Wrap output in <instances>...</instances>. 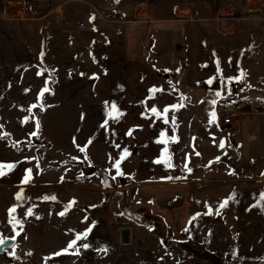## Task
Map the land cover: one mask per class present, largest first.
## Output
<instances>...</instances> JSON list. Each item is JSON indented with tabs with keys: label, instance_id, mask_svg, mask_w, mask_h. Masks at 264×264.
I'll list each match as a JSON object with an SVG mask.
<instances>
[{
	"label": "rangeland",
	"instance_id": "1",
	"mask_svg": "<svg viewBox=\"0 0 264 264\" xmlns=\"http://www.w3.org/2000/svg\"><path fill=\"white\" fill-rule=\"evenodd\" d=\"M4 1L0 154L9 146L4 158L14 167L0 177V239L15 243L0 264H81L102 249L123 254L127 246L120 244L118 228L144 216L155 232L138 240L134 230L136 242L124 258H137L145 247L176 256L188 252L197 264H264V96L248 81L256 84L264 65L241 64L233 77L218 72L211 87L194 81L184 87L163 64V40L156 44L158 67L146 63L139 81L123 82L113 54L124 50L114 42L124 34L125 19L143 18L147 0H22L24 13L12 4L3 14ZM249 1L232 16L264 9L255 0L256 10L247 12ZM42 89L47 91L39 96ZM239 98L250 102L252 113L241 116L232 132L212 129L220 104ZM132 101H138V118L119 111ZM180 104L185 111L171 108ZM169 158L171 168L164 162ZM124 186H130L126 193ZM160 186L170 190L154 193ZM168 198H176L172 219L179 224L164 234L154 207L164 211Z\"/></svg>",
	"mask_w": 264,
	"mask_h": 264
},
{
	"label": "crops",
	"instance_id": "2",
	"mask_svg": "<svg viewBox=\"0 0 264 264\" xmlns=\"http://www.w3.org/2000/svg\"><path fill=\"white\" fill-rule=\"evenodd\" d=\"M170 1L147 0L148 3H144L146 4L145 14L142 16L145 20L142 21V18L137 22L130 23L128 22L129 19H125L126 22H123L124 25L122 27L124 34L119 36L118 40L114 42V44L118 43L119 46L122 45L124 50H120L118 55L116 53L113 54L116 57L117 69L122 68L124 70L122 76L119 75L117 80H122L123 82L129 80L139 81V72L146 63L157 66L158 51L156 50V44L163 42V40L166 43L165 51L160 54L164 58L163 64H165L166 68H169L168 71L174 75L175 79L178 78V81L184 87H189L190 81H194L197 84L204 82L208 84V87H211L217 82L218 72L221 74L223 72L228 77H233L239 73L238 70H240L241 64L247 68L248 66L264 65V9L252 17L237 16V18H234L232 15L243 4V0H177L174 4L170 3ZM260 1L264 2V0ZM260 1L258 0V2ZM117 11L120 12V10ZM135 16L138 15L135 13ZM120 18L123 19L124 17L121 16ZM127 70L131 72L127 73ZM263 74L264 69L261 75L258 76L256 84L255 80L248 78L249 87L256 88L259 96H264ZM205 91L209 92L208 89ZM132 102L133 105L131 104L128 109L125 106L119 111L131 112L132 116L133 112H136V118H138V101L136 104H134V101ZM179 111H185V108L182 109L180 107ZM132 116H129V118L133 119ZM152 122L148 120V125L155 128L152 126ZM149 123L152 124L150 125ZM243 124L244 122L242 123L240 120L237 124V130ZM177 125L183 127L182 124ZM201 126L203 127L202 124ZM171 127V125L166 126L169 130ZM212 129L215 131L224 129V131L229 133L232 132L233 128L231 126L223 128L220 126L219 121H215ZM1 144L3 143L0 142ZM5 147H1L3 152L0 154V160L2 159L0 163L8 165L9 159L5 160L4 151L9 153L10 148L9 146ZM6 168H3L4 175H0L3 179L9 175L7 173L8 168ZM129 187L124 186L121 189L126 193ZM169 190V186L167 188H161L160 186L154 189L153 192L160 193L168 192ZM153 197L155 196L150 197V199L152 200ZM179 198L181 199V196ZM172 199L176 198H168L167 202L162 205L164 206L162 207L165 209L164 211L159 210L158 204L154 207L157 210L155 215L161 216L159 221L162 223L164 234L166 229L170 230L179 224L172 219V202L176 201ZM183 201H186L185 198ZM150 211L153 215L152 207ZM150 219L149 216H144L141 221L137 220V225L132 221L130 222L132 240L130 244L126 245V250H122L123 254H120V251H116L112 253V256H109L108 252L102 249L105 254H102L103 252L101 251L97 254L94 261L81 264H197L192 259L193 255L188 252L176 256L171 250L170 253L167 252L168 249L151 251L145 247L136 254L135 257L137 258L132 255L124 258V252L131 249L136 242L133 234L134 230L138 233V240H144L145 238L143 237H149V232H155L154 227L148 226ZM184 222L185 217L181 222L182 225ZM122 226L120 225V227ZM157 237L159 238L160 235L156 234Z\"/></svg>",
	"mask_w": 264,
	"mask_h": 264
},
{
	"label": "built area",
	"instance_id": "3",
	"mask_svg": "<svg viewBox=\"0 0 264 264\" xmlns=\"http://www.w3.org/2000/svg\"><path fill=\"white\" fill-rule=\"evenodd\" d=\"M14 4L13 7H18L17 10H21L24 13V2L22 0H6L2 3L1 8H3V14L7 13V10H11V5ZM255 0H251L245 4V9L247 12H252L256 10ZM21 13V15H23ZM15 15V14H14ZM20 15V16H21ZM250 102L246 99H235V100H228L222 102L218 107V121L221 127L225 126H233L235 122H238L241 116L251 114L250 111ZM78 257L69 260V263H73L76 261Z\"/></svg>",
	"mask_w": 264,
	"mask_h": 264
},
{
	"label": "snow or ice",
	"instance_id": "4",
	"mask_svg": "<svg viewBox=\"0 0 264 264\" xmlns=\"http://www.w3.org/2000/svg\"><path fill=\"white\" fill-rule=\"evenodd\" d=\"M39 74H40V73H38V75H39ZM230 79H231V78H230ZM209 83H211V81H209ZM45 91H47V89H42V90H41V93L39 94V96H42L43 93H44ZM150 91H151V92H155V91H157V90H156V89H150ZM217 95H219V93H217ZM38 98H39V97H38ZM212 103L214 104L215 101H212ZM182 106H183L182 104H180V105H172L171 108H172V109H177L178 107H182ZM33 107H35V105H34ZM112 108H113V111H115V105H114V104L112 105ZM168 111H169V108L166 107V108L164 109V112L167 113ZM152 112L155 113V114H157V115H159V113L157 112V109H155V108L152 109ZM109 115H111V113H110ZM117 115H119V114H117ZM211 115L213 116V118H215V113H214V112H213ZM114 118H115V117H114ZM167 122H168L167 119H165V123H167ZM210 123H211V121H210ZM129 134H131V132H130ZM32 135H36V133H33ZM161 135H163V133H162ZM157 142L160 143L161 141H157ZM117 147H118V146H117ZM220 147H221V148L224 147V143H223V141L220 142ZM80 150H81V151H84V148H81ZM125 155H127L126 150H125ZM125 155H122V156H121V160H123V159L125 158ZM162 155H163V153H162ZM197 155H199V153H197ZM217 160H219V157H217ZM120 162H121L120 160L116 161V165H115L116 168H117V174H118V175L121 174V173L119 172V165H120ZM156 162H157V163H161L162 161H161V160H157ZM164 162L166 163V166H167V167H169V168L173 167V165L170 163V158H169L168 161H164ZM5 167H7V168L10 170L11 168L14 167V165H12V164L5 165V164H3V163H0V175H4L3 168H5ZM188 170L191 171V169H188ZM26 172L30 173L31 170H30V169H29V170H26ZM29 179H30V176L26 175L25 178H24V181H23V182L26 183V182H28ZM17 198H19V194H18V197H17ZM53 199H54V197H53ZM228 199H232V197H229ZM261 199L264 200V193H261ZM227 202H228V201H227V199H226L225 201H223V202L221 203L220 207H221V208L225 207L226 204H227ZM73 203H74V201L70 202L69 205H68L67 207H71V205H72ZM67 207H66V209H65L66 211H67ZM14 211H15V209H9V214H11V213L14 212ZM210 211H211V210H210ZM29 214H30V210H29ZM63 214H64V213H60V215H63ZM217 214H218V212H217ZM83 235H87V233H84ZM76 239H80V236L78 235ZM3 243H4V240H3V239H0V245H2ZM75 243H76V240L70 241L68 247H72ZM83 247L87 248L88 245H83ZM65 251H66V250H65ZM60 254H61V253H55V254H53V255H60Z\"/></svg>",
	"mask_w": 264,
	"mask_h": 264
},
{
	"label": "water",
	"instance_id": "5",
	"mask_svg": "<svg viewBox=\"0 0 264 264\" xmlns=\"http://www.w3.org/2000/svg\"><path fill=\"white\" fill-rule=\"evenodd\" d=\"M119 242L120 244H130L131 243V230L129 226H123L119 230ZM15 243L14 238L4 239V243L0 245V255L4 254L5 250L11 248Z\"/></svg>",
	"mask_w": 264,
	"mask_h": 264
}]
</instances>
